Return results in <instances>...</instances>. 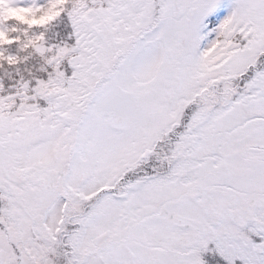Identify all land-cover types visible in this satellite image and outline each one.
<instances>
[{
	"label": "snow or ice",
	"instance_id": "obj_1",
	"mask_svg": "<svg viewBox=\"0 0 264 264\" xmlns=\"http://www.w3.org/2000/svg\"><path fill=\"white\" fill-rule=\"evenodd\" d=\"M0 264H264V0H0Z\"/></svg>",
	"mask_w": 264,
	"mask_h": 264
}]
</instances>
